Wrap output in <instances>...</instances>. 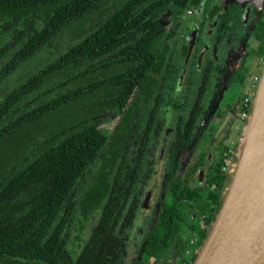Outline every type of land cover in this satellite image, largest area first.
<instances>
[{"label":"flooded vegetation","instance_id":"obj_1","mask_svg":"<svg viewBox=\"0 0 264 264\" xmlns=\"http://www.w3.org/2000/svg\"><path fill=\"white\" fill-rule=\"evenodd\" d=\"M160 6L144 73L128 77L124 95L110 102L117 111L100 117L102 147L59 211L69 264L84 251L95 264H191L219 207L220 166L264 64V0ZM98 10L94 28L109 13Z\"/></svg>","mask_w":264,"mask_h":264},{"label":"trees","instance_id":"obj_2","mask_svg":"<svg viewBox=\"0 0 264 264\" xmlns=\"http://www.w3.org/2000/svg\"><path fill=\"white\" fill-rule=\"evenodd\" d=\"M107 1L0 0V264H69L59 211L102 147L100 117L144 73L160 5L177 0H127L59 40ZM85 256L72 264H95Z\"/></svg>","mask_w":264,"mask_h":264},{"label":"water","instance_id":"obj_3","mask_svg":"<svg viewBox=\"0 0 264 264\" xmlns=\"http://www.w3.org/2000/svg\"><path fill=\"white\" fill-rule=\"evenodd\" d=\"M191 264H264V64Z\"/></svg>","mask_w":264,"mask_h":264},{"label":"rangeland","instance_id":"obj_4","mask_svg":"<svg viewBox=\"0 0 264 264\" xmlns=\"http://www.w3.org/2000/svg\"><path fill=\"white\" fill-rule=\"evenodd\" d=\"M125 1L127 0H108L107 3L104 5V7L107 11H112L117 7L121 6ZM99 14L102 15V12L100 10H96L95 12H92L91 14L84 16L80 21H78L75 25H73L72 28L68 30V32L67 31L63 32L59 40H67V33L72 34L73 32L79 30L80 28H83L84 24L86 25L88 23L93 22V20L101 18V15Z\"/></svg>","mask_w":264,"mask_h":264},{"label":"built area","instance_id":"obj_5","mask_svg":"<svg viewBox=\"0 0 264 264\" xmlns=\"http://www.w3.org/2000/svg\"><path fill=\"white\" fill-rule=\"evenodd\" d=\"M248 107H249V99H248V103L247 102L244 103L243 109L241 111V118L243 120L245 119V117L247 115ZM227 166H228V161L225 160L220 166V171H226Z\"/></svg>","mask_w":264,"mask_h":264}]
</instances>
